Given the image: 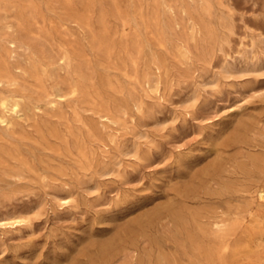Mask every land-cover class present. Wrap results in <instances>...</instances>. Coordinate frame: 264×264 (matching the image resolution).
Wrapping results in <instances>:
<instances>
[{"label":"rangeland","instance_id":"374dc122","mask_svg":"<svg viewBox=\"0 0 264 264\" xmlns=\"http://www.w3.org/2000/svg\"><path fill=\"white\" fill-rule=\"evenodd\" d=\"M263 194L264 0H0V264H264Z\"/></svg>","mask_w":264,"mask_h":264},{"label":"bare ground","instance_id":"6f19581e","mask_svg":"<svg viewBox=\"0 0 264 264\" xmlns=\"http://www.w3.org/2000/svg\"><path fill=\"white\" fill-rule=\"evenodd\" d=\"M77 21V20H76ZM15 45V44H14ZM71 85V84H70ZM85 94V93H84ZM45 111V110H44ZM25 112V111H24ZM73 138V137H72ZM4 139V138H3ZM242 141V140H241ZM49 158V157H48ZM54 162V161H53ZM78 162V161H77ZM23 163V162H22ZM25 163V162H24ZM82 171V170H81ZM53 177V176H52ZM264 195V194H263ZM262 195V196H263ZM166 206V205H165ZM179 212V211H178ZM222 215V214H221ZM219 222H217L218 228H221V225L218 224ZM229 224V223H228ZM207 225V224H206ZM229 227V226H228ZM231 227V226H230ZM225 228V227H224ZM228 230V229H227ZM221 231V230H220ZM222 232V231H221ZM230 233V232H229ZM221 235V234H220ZM228 236V235H227ZM232 236V235H231ZM239 245V244H238ZM227 247V245H225V248ZM215 251V250H214ZM209 255V254H208ZM209 261V260H208ZM223 261V260H222Z\"/></svg>","mask_w":264,"mask_h":264}]
</instances>
